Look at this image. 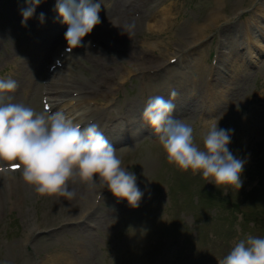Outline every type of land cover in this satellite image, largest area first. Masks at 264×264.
I'll list each match as a JSON object with an SVG mask.
<instances>
[{
	"label": "rangeland",
	"instance_id": "1",
	"mask_svg": "<svg viewBox=\"0 0 264 264\" xmlns=\"http://www.w3.org/2000/svg\"><path fill=\"white\" fill-rule=\"evenodd\" d=\"M219 1L218 23L194 42L189 28L207 21L217 0H101L100 23L62 67L52 69L58 68L52 80L47 66L67 44V25L54 20L55 0H41L24 24L19 11L24 0H0V78L17 82L14 91L0 94V102L46 112L45 98L56 106L78 99L84 90L97 91L85 100L96 114L81 109L75 118L99 122L119 116L118 127L127 132V120L141 121L131 126L127 144L115 149L144 193L134 208L107 188L96 200L100 188L79 179L69 182L75 195L68 199L36 193L19 172L1 176L0 264H218L239 239L264 236V16L254 19L256 9L264 12V0ZM166 2L175 4L176 19L168 32L155 34L147 25H156ZM41 12L43 24L37 18ZM151 13L156 14L149 21ZM122 14L126 23L135 21L133 29L102 47L91 33ZM250 20L255 42L240 33ZM153 42L162 46L149 52ZM250 44L256 45L253 55L247 54ZM192 52L198 60L188 57ZM178 55L189 63L172 64ZM166 82L177 92L171 115L191 124L198 147L210 123L233 129L229 150L246 159L240 189L224 193L226 186L167 160L154 131L141 120L145 102L162 95ZM208 85L213 97L205 95ZM204 191L206 198H198ZM82 194L84 201L78 202Z\"/></svg>",
	"mask_w": 264,
	"mask_h": 264
},
{
	"label": "clouds",
	"instance_id": "2",
	"mask_svg": "<svg viewBox=\"0 0 264 264\" xmlns=\"http://www.w3.org/2000/svg\"><path fill=\"white\" fill-rule=\"evenodd\" d=\"M41 0H24L19 9L21 23L33 16ZM101 0H55L54 20L66 24L64 38L69 48L81 45L83 38L100 23ZM38 20L44 23L45 14ZM134 27L126 23L124 30ZM17 87L11 77L0 78V94ZM175 89L165 98L154 95L147 99L141 120L155 133L167 160L181 170L199 171L216 186L240 189L245 158L234 155L228 145L233 129L210 123L202 133V147L194 143L191 124L171 115L175 108ZM13 165L16 167L14 168ZM19 169L20 179L38 194H58L74 197L69 182L79 179L88 187L107 190L117 199H124L131 207H138L144 195L137 186V177L122 166L116 149L99 126L90 122L81 126L66 118L63 112H36L22 103L0 102V176L11 178ZM218 264H264V236L248 235L239 239L218 260Z\"/></svg>",
	"mask_w": 264,
	"mask_h": 264
},
{
	"label": "bare ground",
	"instance_id": "3",
	"mask_svg": "<svg viewBox=\"0 0 264 264\" xmlns=\"http://www.w3.org/2000/svg\"><path fill=\"white\" fill-rule=\"evenodd\" d=\"M132 4L135 3L134 1L131 2ZM221 2L219 0H217V6H216V9L213 10L212 14L210 17L207 18V21H204V23H201L199 25H192L190 28H189V37L188 39L189 40H193L194 42H196L197 40H199L200 38L199 37H202L204 32L207 31L208 28H210V25H215L218 23L219 19L221 18L219 15H218V11L221 7ZM165 6L163 8H161L160 10L157 11L158 15H159V18L156 22V25L154 24H151L149 23L147 25V29L155 34H163L165 32H168L171 28V25L173 24V22L175 21L176 17H173L172 16V9L174 8L175 4L173 2H166L164 3ZM137 5L139 4H134L135 7H137ZM138 7H143V4H141L140 6ZM38 9V7H36ZM120 14V13H119ZM156 13H151L149 16H148V20L151 21L153 17L155 16ZM124 14H122V17H115L114 20H111L107 23H105L104 25H102L101 27H97L91 34L92 36L98 41L100 42L101 46L102 47H105L106 45H110V40L111 39H115V40H118L122 33L124 32V24L126 23V20L127 17H124L123 16ZM264 16V12H263V9L261 8H258L256 9V12L254 13V19L255 18H261ZM131 23H135L131 21ZM252 26V21H248L247 24L244 26V28H242V30L240 31V33H243V37L244 38H247V40H250V41H254L253 40V26ZM244 31V32H243ZM95 34V36L93 35ZM114 40V41H115ZM255 42V41H254ZM258 41H256L257 43ZM163 43V42H162ZM162 44L161 42L157 43V42H153V43H149L148 46H147V49H149L150 51L149 52H152L153 50L155 49H158L159 47H161ZM68 46H66L65 48H67ZM255 46L252 47V45H248V48H247V54L248 55H253L254 53V49L252 50V48H255ZM246 51V49H244ZM59 53V52H58ZM59 55V54H57ZM69 56V55H68ZM178 61L179 64L180 63H184L186 62L187 59H183V56H180L178 55ZM194 56H197V60H198V56H200L199 54H196V52H192L188 55V57H190L192 59V61L195 60V57ZM66 58V57H65ZM173 59V57H171ZM169 58L168 61L171 59ZM248 61H252L251 58H247ZM176 62V63H177ZM175 63V64H176ZM189 63V62H186V64ZM178 64V65H179ZM211 70V69H210ZM127 75L126 74H123L122 76L120 77H117V79H120V78H125ZM51 78V77H50ZM56 77L55 75H53L52 77V80H54ZM115 80V79H114ZM114 80H110V82L114 81ZM124 80V79H122ZM210 83V82H209ZM170 89V82H166L161 91H162V96H164L165 98L168 97V93H169V90ZM164 91H166L164 93ZM52 92V91H51ZM98 92H101V94L103 93V91H98ZM207 92V93H206ZM97 91H88V90H84L81 92V95L78 97V99H72L70 100V103H66V104H60L59 107H56L53 106L54 110L55 111H61L64 113V115L66 116V118L68 119H71L73 122H74V119L76 117V111H79L81 109H83L85 112H90L91 113L89 114L88 113V116L91 115V114H96L95 109H89L87 108V102H91V100H87V97L91 94H96ZM157 93V92H156ZM157 95H159L157 93ZM205 95L207 97H213L214 96V92H213V88L211 85H208L205 89ZM167 96V97H166ZM194 97H196L194 94L192 95ZM211 100V99H210ZM76 101V102H75ZM84 105V106H83ZM64 109H66V111H64ZM135 109V108H134ZM76 112V113H75ZM99 114H97L96 116H98ZM87 116V117H88ZM111 116V115H109ZM123 120V118H119V116L116 117V119L114 117H110V118H107L106 120H102V121H93L94 123H96L98 126H102V129L104 130L105 132V136L106 138L112 143L113 147L116 148L117 146H120V144H127L128 141H126V136L127 135H133L132 133V130L130 129L131 126H134L135 124L136 125H139L141 123V121H138L137 123L135 121H132V123L130 122L131 120H127V122L124 124L126 126H128L127 128L128 129V132L126 130H122L120 129L118 126H121L123 125V123H120L119 121ZM77 124H82L83 123V120H78L77 119ZM103 122V123H102ZM131 123V124H130ZM142 124V123H141ZM150 128V127H149ZM136 129V128H135ZM134 129V130H135ZM151 129V128H150ZM153 131V130H152ZM251 133H255L254 130H250ZM143 134V131L141 132ZM124 140V141H121L122 143H120V140ZM119 151L116 149V154L118 155ZM73 184L74 182H77L75 179L71 181ZM85 198V195H81L80 199H78V202H82L84 201ZM77 204V203H76ZM89 212L88 210H85L83 213H87ZM84 215V214H83ZM85 216V215H84Z\"/></svg>",
	"mask_w": 264,
	"mask_h": 264
},
{
	"label": "snow or ice",
	"instance_id": "4",
	"mask_svg": "<svg viewBox=\"0 0 264 264\" xmlns=\"http://www.w3.org/2000/svg\"><path fill=\"white\" fill-rule=\"evenodd\" d=\"M13 167L15 168L16 166H15V165H13Z\"/></svg>",
	"mask_w": 264,
	"mask_h": 264
},
{
	"label": "trees",
	"instance_id": "5",
	"mask_svg": "<svg viewBox=\"0 0 264 264\" xmlns=\"http://www.w3.org/2000/svg\"><path fill=\"white\" fill-rule=\"evenodd\" d=\"M206 193H208V191Z\"/></svg>",
	"mask_w": 264,
	"mask_h": 264
}]
</instances>
